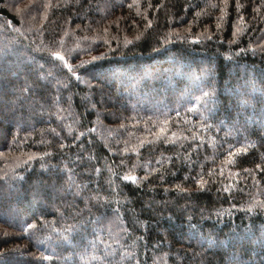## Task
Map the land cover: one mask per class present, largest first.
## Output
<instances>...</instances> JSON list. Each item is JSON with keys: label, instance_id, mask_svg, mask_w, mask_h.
Here are the masks:
<instances>
[{"label": "trees", "instance_id": "obj_1", "mask_svg": "<svg viewBox=\"0 0 264 264\" xmlns=\"http://www.w3.org/2000/svg\"><path fill=\"white\" fill-rule=\"evenodd\" d=\"M239 4L0 0V264H264V2Z\"/></svg>", "mask_w": 264, "mask_h": 264}, {"label": "snow or ice", "instance_id": "obj_2", "mask_svg": "<svg viewBox=\"0 0 264 264\" xmlns=\"http://www.w3.org/2000/svg\"><path fill=\"white\" fill-rule=\"evenodd\" d=\"M262 2H264V0H262ZM224 6L225 8L227 7V0H224ZM237 7H240V4H239V0H237ZM129 7H131V5H129ZM223 11V10H222ZM216 27L219 29L221 27L220 23L218 22ZM54 55H56L60 60H63L65 62V64H67V61L64 59V57L59 53V52H56L54 53ZM95 59V58H94ZM70 70H71V66H69ZM77 79H79V77H77ZM204 95H209V93H205ZM82 135V134H81ZM239 151H243V149L239 150ZM233 155V153L229 152V156ZM29 159H31V157H29ZM123 163V162H122ZM257 168H260V165H257L256 166ZM264 170V169H262ZM97 172H99V169H96ZM245 171H248L247 169H245ZM125 180L127 181H132V182H135L137 180V177L134 176V175H125L123 177ZM147 177H145L146 179ZM196 183L198 184H201L203 185L204 183H206V181L203 180V178H200L196 181ZM261 206L264 207V202H261ZM219 215V213H217ZM29 228H32L34 227V225L32 224H29L28 225ZM7 235V233H6ZM42 259H46V260H51L52 258L51 257H42Z\"/></svg>", "mask_w": 264, "mask_h": 264}, {"label": "rangeland", "instance_id": "obj_3", "mask_svg": "<svg viewBox=\"0 0 264 264\" xmlns=\"http://www.w3.org/2000/svg\"><path fill=\"white\" fill-rule=\"evenodd\" d=\"M261 35V34H260Z\"/></svg>", "mask_w": 264, "mask_h": 264}]
</instances>
